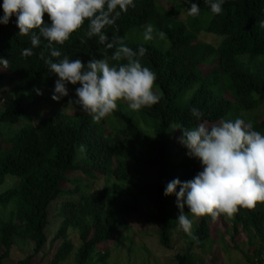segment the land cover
<instances>
[{"label": "trees", "instance_id": "trees-1", "mask_svg": "<svg viewBox=\"0 0 264 264\" xmlns=\"http://www.w3.org/2000/svg\"><path fill=\"white\" fill-rule=\"evenodd\" d=\"M2 3L0 0V6ZM134 3L136 6L122 13L114 26L102 31L109 37L115 34L127 38L135 28L150 23L157 33L166 34L167 49L154 43L130 46L147 48L142 66L156 74L152 91L161 99L140 110L117 100L112 115L99 122L80 111L76 116L53 114L35 126V114L46 106L47 92L54 91L58 76L39 58L42 46L33 49L32 57L21 56L22 49L32 46L29 36L19 35L15 14L8 24H0V57L10 61L9 68H0V87L13 88L12 100L5 101L0 111V189L10 179L17 181L16 186L0 194V264L10 259L15 240L34 245L33 254L18 264H35L37 257H42L45 264H63L74 249L68 239L70 231L77 232L81 241L76 264H106L110 248H101L116 242L129 219H145L148 225H156L162 247L171 249L173 235L179 229V209L176 196H165L164 188L173 179L188 181L203 170L200 161L189 157L178 142L182 132L177 126L191 128L201 122L212 126L221 119L241 118L264 134V116L253 115L264 105V28L258 23L264 21V0H225L220 14L212 13L205 0H186L183 6L171 10L157 0ZM191 3L200 6L199 14L187 23L178 20ZM3 15L0 7V17ZM44 19L50 22L47 14ZM87 24L85 20L57 47L70 60L84 63L110 57L113 49L99 44L97 37L85 35ZM202 32L221 38L222 43L213 47L199 42ZM121 62L110 61L113 65ZM37 89L42 94L38 95ZM193 107L203 113L199 121L191 115ZM21 123L24 126L18 127ZM80 145L86 146L83 153ZM77 175L93 181L104 179L106 185L86 193L91 186L84 185ZM68 185L74 189H68ZM78 193L82 194L76 200ZM62 198L66 199L59 202ZM53 205L58 206L61 222L51 247L57 242L60 246L46 253ZM184 211L188 213L187 205ZM195 220L198 239L193 240L182 230L189 245L176 255L177 264H199L195 249L210 252L212 228L218 221L228 228L227 220L234 249L245 255L237 240L246 235L250 243L258 244L254 255L257 263H262L264 202H257L254 208H239L230 217L221 213L215 219L205 215ZM245 257L254 264L248 255Z\"/></svg>", "mask_w": 264, "mask_h": 264}, {"label": "clouds", "instance_id": "clouds-1", "mask_svg": "<svg viewBox=\"0 0 264 264\" xmlns=\"http://www.w3.org/2000/svg\"><path fill=\"white\" fill-rule=\"evenodd\" d=\"M224 2L205 0L214 14L222 13ZM135 6L134 0H3L0 24H8L15 14L19 35L29 36L32 46L22 49L21 56L32 57L33 49L42 46L39 58L49 72L58 76L51 98L59 101L69 95V83H79L76 99L69 100V104L79 106L93 122H99L117 108V100L128 101L131 109L140 110L161 99L152 91L156 74L142 66L147 48L141 45L133 49L125 37L115 34L109 37L102 31L106 26H114L122 13ZM199 12L200 6L191 3L189 15L197 16ZM45 14L50 22L45 21ZM85 20H88L85 35L97 37L99 44L113 49L110 57L92 58L84 63L81 59L70 60L57 47L80 29ZM258 23L264 28V21ZM143 27L145 41L166 35L162 31L157 33L150 23ZM110 61L122 62L113 65ZM9 64V60L0 57V68L7 69ZM36 91L42 94L39 89ZM190 111L197 121L203 115L196 107ZM176 129L182 132L178 142L187 149L189 157L200 161L203 170L188 181L171 180L163 194L176 196L179 209L176 221L193 240L198 239L194 234L196 217L209 215L215 219L221 213L230 217L239 208H254L257 202H264V134L256 131L251 122L241 118L221 119L217 125L201 122L191 128L178 125ZM85 148L80 145V152Z\"/></svg>", "mask_w": 264, "mask_h": 264}, {"label": "rangeland", "instance_id": "rangeland-1", "mask_svg": "<svg viewBox=\"0 0 264 264\" xmlns=\"http://www.w3.org/2000/svg\"><path fill=\"white\" fill-rule=\"evenodd\" d=\"M157 3L167 10H171L183 6L186 3V0H157ZM162 7L158 8L162 9ZM189 18H191V15H189V11L183 10L181 11L177 19L187 23ZM194 21H192L193 23L191 22L190 25H193ZM143 35L144 27L135 28L126 38L127 45L130 47L133 43H154L157 47L162 49H167L169 47L168 42L165 41L164 38L161 39L157 36L153 40L145 41ZM198 41L213 47H218L222 43L221 38L215 35L207 34L205 32H202L199 35ZM80 86L81 85L79 83H77V85H72L71 83H69V95L61 98L59 101H54L51 98L53 91H48L47 93L49 96L47 104L44 108L36 112L32 123L37 126L41 119L49 118L53 114H66L71 116L79 115L81 109L75 104H69V100L76 99L75 89ZM12 91L13 88L9 85L0 87V111L3 110L5 101L8 102L12 100ZM125 103L129 105L128 101H125ZM128 114L131 115L130 112H128ZM109 115H112V113H110ZM247 115L250 114L248 113ZM253 115L263 117L264 105L256 112H254ZM22 126H24L23 123L19 124L18 127ZM141 126L145 127V124L142 123ZM108 127L109 125L107 124V128ZM106 134L110 135L109 129H106ZM76 177L83 179L84 185L89 184L91 186L86 190V193H91L92 191L102 189L106 185L104 179L93 181L83 177L82 175H77ZM16 185L17 181L14 179H10L6 187L0 189V194L5 189L14 187ZM67 188L73 190L74 186L68 185ZM82 193H78L75 196V199H79ZM65 199L62 198L59 200V202L64 201ZM57 214L58 206L53 205L51 208L50 226L47 230L49 243L45 249L46 253L49 251H55L60 246V242H57L53 247H51V241H53V239L55 238L61 222L59 217H57ZM227 224L228 228L224 227V225L220 221H218L212 228L214 243L210 252L206 253L202 250L195 249V254L199 259V264H214V259H217V264H251V262L248 261L245 255H248L253 260L254 264H264V252L262 263H257L256 260L258 258L254 255V248L257 247L258 244L250 243L246 235L241 236L240 239L237 240V245L242 251L245 252V255L240 251L234 249V243L232 242L233 233L231 232V223L229 220H227ZM182 232V229L179 227V229L173 235L171 249H165L160 243L158 227L156 225H148L145 219H129V221H127V227H121V235L116 239V242L111 245L102 247L101 250L105 251L107 248H110L109 258L106 261V264H177L176 255L179 252H183L189 245V243L182 235ZM225 232H228L229 234H225ZM68 239L72 241L74 249L69 256V259L63 264H76L75 254L81 245L79 234L77 232L70 231ZM3 251L4 250L2 249L1 252ZM33 252L34 245L31 242L15 240V246L12 250L10 259L6 264H18L19 261L30 256L31 254H33ZM50 256L48 258H50ZM40 258L42 257H37L35 259V264H45L46 261L41 262Z\"/></svg>", "mask_w": 264, "mask_h": 264}]
</instances>
